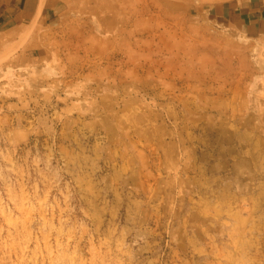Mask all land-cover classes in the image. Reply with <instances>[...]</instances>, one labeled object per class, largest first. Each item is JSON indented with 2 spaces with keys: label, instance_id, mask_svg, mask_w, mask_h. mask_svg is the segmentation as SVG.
I'll list each match as a JSON object with an SVG mask.
<instances>
[{
  "label": "rangeland",
  "instance_id": "rangeland-1",
  "mask_svg": "<svg viewBox=\"0 0 264 264\" xmlns=\"http://www.w3.org/2000/svg\"><path fill=\"white\" fill-rule=\"evenodd\" d=\"M222 1L109 0L0 72V264H264V52Z\"/></svg>",
  "mask_w": 264,
  "mask_h": 264
},
{
  "label": "crops",
  "instance_id": "crops-1",
  "mask_svg": "<svg viewBox=\"0 0 264 264\" xmlns=\"http://www.w3.org/2000/svg\"><path fill=\"white\" fill-rule=\"evenodd\" d=\"M108 1L0 0V72H12L23 63L47 67L52 55L39 52L46 50L49 32L66 21L99 12ZM217 7L215 20L239 30L250 38L249 44L264 52V0H224Z\"/></svg>",
  "mask_w": 264,
  "mask_h": 264
},
{
  "label": "bare ground",
  "instance_id": "bare-ground-1",
  "mask_svg": "<svg viewBox=\"0 0 264 264\" xmlns=\"http://www.w3.org/2000/svg\"><path fill=\"white\" fill-rule=\"evenodd\" d=\"M146 3H147V1H145V3L143 2V11L144 12H146V10H145V8H146ZM147 12H149V10L147 9ZM136 24H138V22H137V20H135V22H134V24L133 25H136ZM163 26H165V23H158V26H157V29L158 30H160V28H162ZM135 29H137V28H134V30ZM156 29V28H155ZM156 29V30H157ZM133 29H132V31H134ZM148 32L150 33V30H148Z\"/></svg>",
  "mask_w": 264,
  "mask_h": 264
}]
</instances>
